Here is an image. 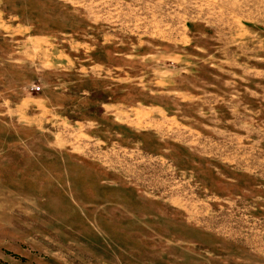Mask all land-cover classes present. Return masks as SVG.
Returning <instances> with one entry per match:
<instances>
[{"label":"rangeland","instance_id":"1","mask_svg":"<svg viewBox=\"0 0 264 264\" xmlns=\"http://www.w3.org/2000/svg\"><path fill=\"white\" fill-rule=\"evenodd\" d=\"M0 264H264V0H0Z\"/></svg>","mask_w":264,"mask_h":264}]
</instances>
